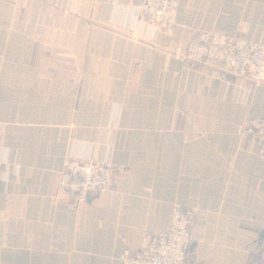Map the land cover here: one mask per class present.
<instances>
[{
	"label": "crops",
	"instance_id": "1",
	"mask_svg": "<svg viewBox=\"0 0 264 264\" xmlns=\"http://www.w3.org/2000/svg\"><path fill=\"white\" fill-rule=\"evenodd\" d=\"M138 3L0 0V264H120L175 206L197 214L189 264H263L264 156L241 128L264 85L180 51L264 45V0H179L169 34ZM80 158L110 160L113 188L59 195Z\"/></svg>",
	"mask_w": 264,
	"mask_h": 264
},
{
	"label": "built area",
	"instance_id": "2",
	"mask_svg": "<svg viewBox=\"0 0 264 264\" xmlns=\"http://www.w3.org/2000/svg\"><path fill=\"white\" fill-rule=\"evenodd\" d=\"M179 0H139L137 10L144 21L156 31L171 33L176 26ZM181 57L193 65L220 67L251 84L264 85V45L242 36L201 32L187 41ZM242 131L256 144L264 156V117H248ZM113 165L108 159L80 158L65 162L59 173L57 193L85 200L89 192H107L115 184ZM196 212L175 206L164 232L142 233L137 249L125 248L119 255L120 264H189L190 233ZM124 241L125 235L117 231Z\"/></svg>",
	"mask_w": 264,
	"mask_h": 264
},
{
	"label": "water",
	"instance_id": "3",
	"mask_svg": "<svg viewBox=\"0 0 264 264\" xmlns=\"http://www.w3.org/2000/svg\"><path fill=\"white\" fill-rule=\"evenodd\" d=\"M263 264H264V262H263Z\"/></svg>",
	"mask_w": 264,
	"mask_h": 264
}]
</instances>
